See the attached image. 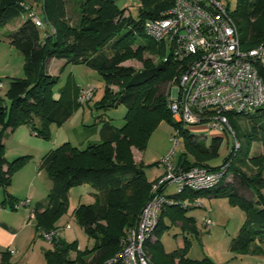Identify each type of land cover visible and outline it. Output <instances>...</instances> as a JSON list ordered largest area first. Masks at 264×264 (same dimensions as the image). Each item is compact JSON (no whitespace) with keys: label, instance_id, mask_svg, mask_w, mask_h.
<instances>
[{"label":"trees","instance_id":"1","mask_svg":"<svg viewBox=\"0 0 264 264\" xmlns=\"http://www.w3.org/2000/svg\"><path fill=\"white\" fill-rule=\"evenodd\" d=\"M139 1L142 9L135 18L130 14L125 16L127 11L119 9L115 0H0V30L18 24L23 15L28 16L15 30L2 35L24 57L27 75L26 79L10 81L8 105L0 99V190L5 193L2 205L18 202L7 190L14 175L29 161V156L8 160L4 140L21 126H28L35 136L49 140L51 125L60 126L73 114L72 107L63 102L64 97L56 96L59 77L50 75V63L63 60L66 64H85L99 74L105 85L104 96L95 105L98 115L94 125L101 126L100 141L86 148L66 142L46 154L41 168L47 172L53 187L47 201L36 205L34 211L39 233L58 229L55 224L68 212L71 189L90 186L94 203L80 204L74 215L94 246L83 251L76 242L58 239L53 243L54 249L45 252L47 264H109L121 252L126 233L136 226L153 185L147 178V168L134 161L132 149L145 150L151 133L163 120L175 128V138L180 135L185 138L186 152L179 156L178 168L222 169L224 176L212 188L174 194L169 189L166 191L171 203L160 212L155 235L146 242L151 264H215L208 258L187 257L189 238L199 237L197 220L189 212L202 208L197 201L203 198L225 197L243 208L246 223L232 239L231 250L240 257H264V166L254 168L256 158L251 157L253 132L264 133V121L258 115L261 109L249 115L225 114L253 123L245 128L237 119L228 120L240 148L235 150L233 140L224 162L212 165L219 157L216 152L222 136L213 135L212 143L206 144L191 127L176 122L168 108L171 91L184 69L182 63L173 58L171 49L167 59L158 65L143 60L142 56L145 50H155L156 46L165 48L166 43L148 35L145 26L172 9L175 0ZM226 10L239 29L243 50L248 52L264 45V28L260 26L264 23V0H238L235 11L231 12L229 5ZM34 17L41 21L42 27L36 25ZM142 37H148L149 42H141ZM129 59L142 61L144 69L123 66ZM256 68L264 81V63L258 62ZM166 84H169L167 94L161 92ZM78 105L84 104L78 101ZM121 106L126 109L125 123L118 128L103 113ZM228 176L233 180L226 182ZM244 191L250 192L252 199H246ZM162 228L171 230L179 242L172 253H166L160 240ZM0 264L16 263L12 262L10 252L3 251Z\"/></svg>","mask_w":264,"mask_h":264},{"label":"built area","instance_id":"2","mask_svg":"<svg viewBox=\"0 0 264 264\" xmlns=\"http://www.w3.org/2000/svg\"><path fill=\"white\" fill-rule=\"evenodd\" d=\"M34 21L42 27L37 17ZM145 30L156 41L168 43L173 58L184 67L168 102L172 118L186 127L202 126L212 135L230 134L238 150L240 143L225 114L249 115L264 107V81L256 68L258 62L264 63V45L248 52L243 50L236 23L226 6L217 0H175L172 9L160 19L148 21ZM4 87L0 78V91ZM95 93L91 86L82 87L79 103L87 104ZM180 145L175 138L174 150L160 162L164 169L162 177L153 183L151 197L136 226L126 233L123 249L109 264H151L146 242L158 226L160 212L171 203L166 196L169 188L180 193L212 188L222 180V169L178 168L174 159ZM200 202L201 199L197 201L199 205ZM22 207L31 209L29 221H34L36 213L31 201H19L13 206L14 210ZM203 226L210 231L214 222L205 218ZM60 234V230L54 229L42 232L41 236L53 244Z\"/></svg>","mask_w":264,"mask_h":264},{"label":"rangeland","instance_id":"3","mask_svg":"<svg viewBox=\"0 0 264 264\" xmlns=\"http://www.w3.org/2000/svg\"><path fill=\"white\" fill-rule=\"evenodd\" d=\"M220 1L225 6L229 5L231 12L236 10L238 0ZM115 2L119 9L127 11L125 16L130 14L135 18L139 17L140 10L142 9V2L137 0H115ZM71 11L72 9L69 7L70 15H72ZM39 15L41 14L39 13ZM72 16L75 21L76 16ZM27 17V15H23L18 24L11 25L10 28H17L24 20L27 19ZM260 26L264 28V23H260ZM0 39H3L2 36ZM140 40L143 43H148L150 39L148 37H142ZM8 46L9 45H7V47L3 44L0 45V66L3 68V72L0 73V78L5 81V87L2 91H0V99L3 104L7 105L9 103L7 92L10 81L12 79H26L27 77L24 57L17 51L16 48ZM152 46L154 47L153 44ZM163 46L164 45L156 46V51L145 50L142 54L143 60L149 61L154 65H158L163 62L170 54V46L168 43H166L165 48H163ZM9 48H12V50ZM16 54H20L19 56L21 59L17 60ZM122 65L133 67L139 71L144 69L143 62L138 59H129ZM49 68L50 75L59 77L58 83L55 86V92L57 93L56 96L58 99L60 98V95L63 96V102L72 107V117L60 126L56 124L51 125V137L49 140H44L35 136L28 126H21L8 136L9 138L7 139L5 145V157L8 160L13 161L18 157L29 156L27 165L30 163L38 164V169L40 168L43 158L49 151L60 147L66 142H70L76 147L86 148L88 145L98 143L100 141V136L98 134L95 135L94 131H92L93 129H98L100 132L101 129L100 125H94V118L98 115L95 105L103 98L105 90V85L101 81L99 74L88 65L66 64L63 60H54ZM168 85L169 84L164 85L161 88V92L167 94ZM82 86H91L95 88L97 94L88 105L85 104L80 106L78 105L76 94L78 88ZM114 91L116 92L118 89H114ZM256 112L257 111H254L253 113ZM103 114L104 118L109 120L112 125L118 128H121L125 123L124 117L126 109L123 106L111 109ZM258 115L261 118L260 120L264 121V107ZM226 118L230 121H235L237 119L232 115L227 116ZM237 120L245 128H250V124L253 123L250 119L238 118ZM36 125L39 127L38 120L36 121ZM190 129L196 131V136L203 139L206 144L212 143L213 137L209 130H205L202 126ZM176 133L175 128L169 121H160L151 133L146 149L143 151H139L135 148V150L132 149L134 159L137 160L139 164L147 168L148 178L155 176L158 169L157 164L162 162V160L168 157L174 150ZM219 136H222V140L219 143L216 152L219 157L211 162V164L215 166L221 165L222 162H224V159L229 156L233 143V138L230 134L224 133ZM177 140L181 144L177 150V155L180 156L182 153L186 152L185 138L180 135ZM251 157L256 158L252 164L254 168L264 166V133L259 132L258 130L253 132V139L251 140ZM189 158L192 159L191 156ZM27 165H25V167ZM41 175L40 180H42V182L46 185L50 184V186L53 184L45 170L41 169ZM231 179L233 180L232 176H228L226 182ZM10 188L7 190L8 194L17 199L13 194H11ZM25 191V188L20 185H18V187H14V192L17 193L18 197H21L19 195H22ZM91 191L92 188L88 185L72 188L69 194L68 212L60 217L55 224L56 227L61 228L64 231L65 228H68L66 230L67 237L65 236L67 242H76L78 247L83 251L91 249L94 246V241L89 238L74 213L80 204L91 205L94 203ZM168 192L170 194L176 193L172 187L169 188ZM262 193L264 194V188ZM243 194L246 199H252V194L250 192L244 191ZM4 198L5 193L1 189L0 206ZM25 200L27 199H19L18 202ZM200 203L202 208H197L189 212V216H192L197 220L196 226L199 237L193 236L189 238L191 246L188 250V258L193 260H203L208 258L215 264H264V257H240L231 250L232 239L238 235L241 228L246 223L247 215L243 208L238 205H234L228 198L225 197L203 198ZM22 209L26 210L25 207ZM11 212V205L9 204L7 209H2V214L9 215ZM18 212H20V210ZM206 217H210L215 224L210 231L206 230L202 224V221ZM73 229L76 230V234H74ZM160 240L166 253H172L178 248L179 242L171 230L169 231L162 228L160 232ZM40 242H42L47 249L53 246L45 241L44 238H42ZM262 247L264 248V242L262 243ZM145 251L151 261V255L147 247Z\"/></svg>","mask_w":264,"mask_h":264},{"label":"crops","instance_id":"4","mask_svg":"<svg viewBox=\"0 0 264 264\" xmlns=\"http://www.w3.org/2000/svg\"><path fill=\"white\" fill-rule=\"evenodd\" d=\"M15 29L16 28L8 27L5 30H0V37L4 34L5 31H13ZM2 44L6 45V47L7 45L12 47L7 41L0 39V45ZM12 48H9V49L12 50ZM19 55L20 54H16L17 60L21 59ZM53 62L54 60L51 61L50 65ZM1 72H3V68L0 66V73ZM80 88L81 87L78 88L76 99H77V95L79 94L78 92ZM92 131H94L95 135L97 134L99 135L98 129H93ZM10 134L11 133H9L8 136H10ZM7 139L4 140L5 145H6ZM133 150L135 149L133 148ZM134 161L137 164H139L137 160L134 159ZM174 163L175 165H178L179 163L178 155H176V158L174 159ZM41 165L42 163L40 164V168L38 169L39 167L38 164H32V163L28 164L24 169H22L20 172L14 175L12 186L10 188L11 194H13L17 198L16 200L25 199V198L27 200H30L32 209L39 203H45L47 201L49 192L53 187V184L51 186L50 184L46 185L44 182H42V180H40V177L42 176L41 175V169H42ZM163 173H164V169L160 165H158V169L155 173V176L149 177L150 179L147 176V178L148 180H150L149 182L154 183L158 178L162 177ZM18 185H20L21 187H24L26 190L22 195H19L21 197H18L17 193L14 192V187H18ZM2 202L0 206V257L3 251H8L10 253L14 251V254H11V260L12 262L16 264H47V261L45 258V252L49 250H53L54 245L52 244L53 246L47 249L46 246L42 242H40L43 237L41 236V233H39V231L35 229L36 224H37L36 219L32 222L29 221V212L31 209L28 207H25L26 210H23L22 209L23 207H22L21 209H19L20 212H18L19 210H14L13 204H9L11 205L12 212L9 213V215L2 214V209L5 210L7 209V206H8V204L6 206H3ZM13 212H17V213H13ZM167 222L168 221H166V223ZM202 224H203V221H202ZM67 229L65 228V231H64L61 228H58V230L61 231V234L59 236L60 240H64L67 242V239L65 238V236L67 237L66 235ZM73 232L74 234H76V230L73 229Z\"/></svg>","mask_w":264,"mask_h":264}]
</instances>
